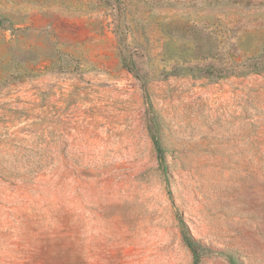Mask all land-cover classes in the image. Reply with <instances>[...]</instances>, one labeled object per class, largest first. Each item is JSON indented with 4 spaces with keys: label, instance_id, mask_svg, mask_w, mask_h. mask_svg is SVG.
Instances as JSON below:
<instances>
[{
    "label": "rangeland",
    "instance_id": "1",
    "mask_svg": "<svg viewBox=\"0 0 264 264\" xmlns=\"http://www.w3.org/2000/svg\"><path fill=\"white\" fill-rule=\"evenodd\" d=\"M178 212L264 264V0H0V264H193Z\"/></svg>",
    "mask_w": 264,
    "mask_h": 264
},
{
    "label": "trees",
    "instance_id": "2",
    "mask_svg": "<svg viewBox=\"0 0 264 264\" xmlns=\"http://www.w3.org/2000/svg\"><path fill=\"white\" fill-rule=\"evenodd\" d=\"M123 62H124V66L127 67L129 70H132V71L135 70L134 67H131L128 64V61L125 58H123ZM153 140H154V144H155L156 150L158 152V156H159V159H160V162H161V166H162V168L164 170V173L167 174L168 169H167L166 162H165V159H164V147L162 145V142L160 141L159 137L155 133H153ZM178 216H179V218L181 220V223H182V231H183V234H184V238L186 239L188 245L190 246V248H191V250L193 252V256H194L193 264H199L200 261H201L202 252L200 251V249H199V247L197 245L198 240L191 233L189 227L187 226V224L184 221L183 215H181V213L178 212ZM230 258H231L232 264H239L237 259H235L232 256Z\"/></svg>",
    "mask_w": 264,
    "mask_h": 264
}]
</instances>
